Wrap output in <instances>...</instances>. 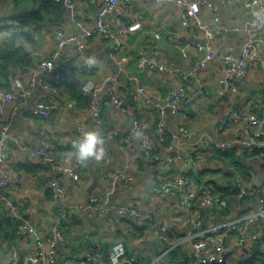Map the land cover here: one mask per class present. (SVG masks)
Masks as SVG:
<instances>
[{"label": "crops", "instance_id": "0c3cea01", "mask_svg": "<svg viewBox=\"0 0 264 264\" xmlns=\"http://www.w3.org/2000/svg\"><path fill=\"white\" fill-rule=\"evenodd\" d=\"M201 1L210 2L217 8V20L214 18L213 10L210 9L204 13L206 22L208 21L210 26L222 24L226 28L218 46V57L194 76L188 85L191 102L180 101L175 112L169 110L163 117L165 124L172 131L177 130L179 125H185L188 129V134L180 148L182 159L176 158L169 165L165 157L173 151L159 145L156 156L159 161L154 165L149 163L142 154L141 136L127 133V127L131 118H138L145 122L150 131H154L156 110L145 106L134 109L129 115L118 116L114 114L110 99L103 91L100 95V111L103 117L100 129L105 136L106 157L100 161L90 159L87 162H80L74 156L69 158V154L74 151L72 141L77 136L74 116L81 118L85 129L96 127L89 113L88 96L81 88L82 83L88 80L94 83L101 82L104 76L116 69L118 58L128 54L130 58L126 63V72L121 78L125 89L123 95L125 105L129 108L134 105L130 90L136 83L144 85L155 102H163L164 98L172 93L174 85L182 76L178 69L189 72L196 61L203 56L204 52L193 54L190 58L182 56L178 45L199 37L200 34L193 28L181 31L178 9L173 1L160 5L149 0H121L118 6L119 20L112 12L106 14V19L112 23L114 30L121 21L127 27L125 44L121 49L116 50L111 39L95 31L87 39L83 52L74 53L67 61L56 57L53 71L44 73L46 79H51L54 71H62L63 80L58 92L52 87L45 89L40 86L33 92L44 95L47 100H58V107L51 111L49 116L42 117L32 111L31 97L21 102L15 110L9 111L5 120L10 136L7 146L9 159L2 173L15 175L18 180L9 196L16 202L18 208H28L40 236L46 237L49 226L57 220H61L65 225L63 242L58 244V257L56 262L51 264H76L84 257V253L91 249L94 250L96 258L89 260L87 264H110L108 251L117 241L124 244L126 256L128 259H134L133 264H182L189 254L188 232L192 229L201 230L204 227L218 226L255 208V199L246 198L243 203H232L226 212L214 211L211 215L203 216L201 223L193 224L183 220L186 207L174 205L173 197L169 192L157 186L158 181L164 176L182 171L189 173L201 184H208L207 181L214 178L225 181L226 173L222 170L223 159L216 155L214 142L235 140L247 131V127L238 122L236 126L220 131L216 128L217 122L221 117L229 114L230 110L246 106L250 107L249 112L252 115L264 117V44L261 42L264 33L251 24L248 27L244 26V21L250 20V5H253L255 0ZM62 4L64 6L63 2ZM13 5V0H0V29L14 25L9 22L12 20L10 13L14 11ZM64 7L63 14L56 16L51 23L48 22L49 24L46 23L41 28L24 26L22 33L17 32L19 43H0V54L11 44L21 45L32 51L30 65L10 64L11 71L7 82L6 77L0 74V87L11 84V76L18 68L26 72L22 78L26 84L29 80L27 72L32 66H36L39 59L52 58L55 51H59L60 54L64 52V48L57 43L56 25L61 23L67 32L79 31V27L71 19L70 9ZM97 10L98 5L91 0H81L76 8V12L84 22L90 25L94 22ZM20 29L21 27L18 30ZM248 39L255 40L263 64L261 65L260 61L257 64L249 63L245 75L236 78L228 92L221 94L218 81L224 72L223 56L225 54L239 56L242 45ZM90 55H94L97 62L80 71L81 62ZM151 55H156L159 60L166 63L169 70L160 75L156 74L148 66V58ZM1 61L3 60L0 59V64ZM1 123L0 118V129ZM42 133L48 135L52 144V155L55 158L52 163L37 162L29 154V149L35 148L40 143ZM14 138H17L24 148H20ZM194 151L198 154L205 151L212 152L203 161L202 173H198L195 166L184 159L186 153ZM234 153L244 154L239 148ZM255 156H264V152H258ZM126 162L132 163L134 183L112 185L108 171ZM252 163L253 167L244 168L242 175L244 172H249L253 175L252 181L264 182V164L258 165L257 160H253ZM58 165L72 167L78 178H73ZM51 177L67 184L68 195L65 199H58L54 195L53 189L48 184ZM236 179L239 183L251 181L244 180L240 176H236ZM89 193H95L98 199H106L109 202L126 204L135 201L148 208V217H151V221L142 231L131 230L130 224L125 223L122 215L108 211L100 212L92 205L88 206ZM74 204H80L82 208L71 210L70 207ZM8 218L15 220L8 214L4 204L0 203V242L3 244L8 242L5 233L10 234V237L12 233V229L5 226ZM159 226L167 230L175 227L181 235L170 237V240L166 241L158 234ZM259 229L264 231V226H253L250 233L246 231L242 237L234 230L225 238L227 251L242 245L250 236L259 234ZM18 236L17 243L12 245L17 251V259L19 252L24 259L33 252L35 241L30 236ZM177 241L181 242L174 244ZM252 246H254L253 250L251 249L248 254L258 249L254 260L258 261V264H264V250L257 244ZM6 257L2 258L0 264H4Z\"/></svg>", "mask_w": 264, "mask_h": 264}, {"label": "built area", "instance_id": "2783aa9c", "mask_svg": "<svg viewBox=\"0 0 264 264\" xmlns=\"http://www.w3.org/2000/svg\"><path fill=\"white\" fill-rule=\"evenodd\" d=\"M81 0H63L64 5L70 9L71 19L79 27L77 32H67L61 23L55 27V34L57 43L60 47L64 48L63 53L55 51L52 58H42L37 61L35 67H32L29 72V80L26 84L22 78L26 72L20 68L11 76V84L7 87H0V118L2 119L0 131V173L5 167L9 159L7 146L9 141V134L7 132V124L5 120L9 115L11 109H16L18 105L31 97L33 100L32 111L42 117L50 115L51 111L58 107V100H47L42 94H34L33 92L37 87L49 88L52 87L54 91L58 92L62 83V73L54 71L51 79L44 77L45 72H52L54 69L55 58L67 61L74 53H81L87 45V39L90 38L95 31L100 33L105 38L111 39L115 49H121L125 44V36L127 27L124 22H120L116 30L112 28V23L106 19V14L112 12L118 20L120 19V11L118 9L121 0H91L98 5L97 13L94 17L92 25L86 24L81 16L76 12V8ZM130 1V0H125ZM154 4H164L169 1H174L179 17L182 30L193 28L199 37L184 41L178 48L181 50L182 56L190 58L193 54L204 52L203 56L199 58L193 68L189 72H183L178 69L182 74L179 81L174 85L172 93L164 98L163 102H155L149 94L146 87L140 83H136L132 90V98L134 105L129 108L125 105L124 101V84L122 82V75L126 72V63L130 55L125 54L118 58L116 61V69L104 76L101 82L94 83L90 80L81 84L82 90L88 96V109L92 116L93 122L96 127L100 128L103 124V117L100 111V95L103 92L107 94L110 99L111 107L114 114L121 116L124 114H131L134 109L142 107H152L157 112L158 121L154 128L155 136L161 142H168L166 147L173 152H169L165 161L171 165L174 160L182 159L181 146L184 143V138L188 134V129L185 125H179L177 130L170 132V137L167 140L166 124L163 120L167 111L175 112V109L180 101H188L192 99L188 93V85L204 67L211 64V61L218 57V46L221 44L224 35L225 26L222 24L210 26L209 22L204 19L206 10H213L214 18L217 20V8L210 2L201 0H149ZM16 28H20L18 22L9 20ZM244 26L248 27L250 20L244 21ZM264 33V28H260ZM264 44V38L261 39ZM224 59V72L219 78V92L225 94L228 92L230 86L236 78H241L246 73V68L249 63L257 64L259 61L263 64L261 57L258 55L256 42L254 39H248L242 45V51L239 56L234 54H225ZM148 66L156 72L162 74L169 70V66L159 60L156 55H151L148 58ZM84 67H90L84 61L81 62L80 71ZM42 74V76H41ZM250 107L235 108L230 110L229 114L221 117L216 124L217 130H225L228 127L236 126L239 122L242 126L247 127V131L240 134L238 138L230 141L214 142L213 148L217 152H221L219 157L226 151H243L248 157L255 156L258 150L264 146V117L252 115ZM74 121L78 137L83 130H85L84 122L79 116H74ZM141 130V150L145 157L153 159L155 141L148 133V127L144 121L131 118L127 127V133H136ZM14 141L19 144L20 148H24L17 138ZM30 156L37 162L52 163L55 161L52 155V144L46 133L40 135V143L35 148L29 149ZM212 154L211 151H205L198 154L195 151L186 153L184 159L195 166L198 173L204 172L203 161ZM226 158V157H223ZM60 169L68 172L73 178H78L76 172L70 166L58 165ZM109 181L112 185L123 183L133 184L135 181V174L132 170V163L126 162L124 165L115 169L109 170ZM15 175L2 173L0 177V203L6 207L8 214L18 221L15 226V232L20 236H30L34 239V250L29 255L25 256L21 264H48L55 263L58 257V244L63 240V227L61 220H57L48 228L46 240L43 241L38 230L36 229L35 222L32 219L28 208L20 209L16 202H14L9 193L17 183ZM48 184L54 191V195L58 199H65L68 195V186L66 183L60 181L58 178L51 177ZM159 189L168 191L173 197L174 205L186 207L184 221L192 222L193 224L201 223L203 216L211 215L214 211L224 212L226 208L232 204V200L222 196L216 190L206 184L198 183L194 178L186 172H176L164 176L157 183ZM236 199L233 203L241 200L244 196L248 195L255 199V208L249 209L244 215L238 216L233 220L223 222L218 226L204 227L201 230H191L188 232V245L189 254L182 264H197L199 262H209L212 260L221 261L224 253L227 251L225 245V238L235 230L240 237L244 232L249 231L253 226H264V182L260 181L257 184L251 182H242L237 185ZM92 205L97 211H108L118 215H129L135 217L137 220H143L148 217L149 210L147 207L138 204L135 201L130 203L109 202L108 200H101L97 198L95 193H89L88 206ZM72 208V209H71ZM80 204H74L70 207L71 210L81 209ZM249 227V228H248ZM167 229L162 226L158 227V234L166 241L170 237L164 233ZM259 234L250 236L248 240L244 241L242 245L232 248V255L238 258L246 256L249 253L254 241L257 245L264 250V231L259 229ZM242 239V238H239ZM46 242L48 249H46ZM181 241H177V244ZM0 251L7 252V259L4 264H14L17 259V251L15 246L11 245L10 248L5 244L0 243ZM16 251V252H15ZM110 264H133L134 259L126 256L125 246L121 241H117L108 251ZM226 259L228 263L229 257ZM96 258L93 249L87 250L84 257L76 264H87L89 260Z\"/></svg>", "mask_w": 264, "mask_h": 264}, {"label": "trees", "instance_id": "16d2710c", "mask_svg": "<svg viewBox=\"0 0 264 264\" xmlns=\"http://www.w3.org/2000/svg\"><path fill=\"white\" fill-rule=\"evenodd\" d=\"M13 1H14L13 10H18L20 8L28 7L30 4H37L39 0H25V1L24 0H13ZM23 4L26 6H23ZM64 6L59 0H46L40 11L22 13L20 15L11 17L10 19L19 23L21 29L18 31H19V33H22L23 32L22 29L24 26H30L31 25V26L36 27V28H41L46 23H48V22L51 23L56 16H59V15L64 13V10H65ZM58 22H60V21H58ZM31 52L32 51L30 49H27L21 45H15V44H11L8 47V49L2 50V53L0 54V59H2L3 61H1V64H0V74L4 75L6 77V82L8 81V76H9V73L11 71L10 64L11 63H14V64L20 63L23 66L30 65L31 60H32ZM23 66H21V67H23ZM23 68H25V67H23ZM8 84L9 83H7V85ZM157 121H158V118L155 119V124L153 125V129L155 128ZM171 131L172 130L169 129L167 124H166L167 140L170 137ZM148 133L156 143L155 149H154L155 157L153 159H150L148 157H145L144 155L143 156L146 158V160L149 163H152L154 165L159 161V158L156 159V156L158 154V148L160 147L159 145L166 146L168 142L164 143V142L159 141L158 138H156V136H155V132L150 131L149 128H148ZM234 152H236V151H226L222 154L223 155L222 156V159H223L222 160V165H223L222 170L226 173L225 174V177H226L225 181H219L217 178H214V179L208 180L207 181L208 184H206V185H210L209 183H211L210 186H212L216 190V192L220 193L224 197H226L227 195H231L233 201H235V199H236L235 197L237 195L236 194L237 185H239V182L236 179V176H240L244 180H247V181L251 180V177L253 175H251L249 172L248 173L244 172V174L242 175V171H244V168L245 169L252 168L253 167V163H252L253 160H257L258 165L263 166V164H264V156L248 157L246 154H242L243 155V157H242V155H238V154L236 155ZM258 152H260V153L264 152V146H262L258 150ZM220 153L221 152H217L216 155L219 157L218 154H220ZM223 157H226V158H223ZM231 175H233V176L230 178ZM195 179H196V177H195ZM252 182H253L252 184L258 183L256 181H252ZM246 198H251V197L246 195L241 200H239L237 202V204L239 202L240 203L245 202ZM227 210H228V208H226L224 212H226ZM123 217H124L125 223L130 224L129 227L131 228V230L135 229V230L142 231L144 229V227L149 223V221H151L150 220L151 217H147L143 220H137L136 218L129 216V215H125ZM17 224H18V221L17 220L13 221L11 218H8L7 222L5 224V226L12 229L11 237H10V234L5 233L6 237H8V240H7L8 242L4 243V244L8 248H10V246L12 244L17 243V240L19 237L15 232V226ZM61 225L63 227V233H64L65 225L63 224V222H61ZM174 228L166 230L164 233H166L168 235V237H179L181 235V233H179L176 230L177 228H175V229ZM254 244L256 245L257 242L254 241L253 245ZM253 247L254 246H252L251 249ZM250 250H249V252H250ZM186 258H185V260H186ZM258 263H259L258 261L254 260L250 264H258Z\"/></svg>", "mask_w": 264, "mask_h": 264}, {"label": "clouds", "instance_id": "9594fccd", "mask_svg": "<svg viewBox=\"0 0 264 264\" xmlns=\"http://www.w3.org/2000/svg\"><path fill=\"white\" fill-rule=\"evenodd\" d=\"M250 23L254 28H264V0H255L250 5ZM18 29L14 25L0 29V43L17 42ZM85 62L89 65L95 64L97 58L94 55L86 56ZM135 135L140 137L141 130H137ZM74 151L69 154V158L74 156L80 162H87L90 159L97 161L103 160L107 154L105 136L98 127H90L82 131V133L72 141Z\"/></svg>", "mask_w": 264, "mask_h": 264}, {"label": "water", "instance_id": "95a60500", "mask_svg": "<svg viewBox=\"0 0 264 264\" xmlns=\"http://www.w3.org/2000/svg\"><path fill=\"white\" fill-rule=\"evenodd\" d=\"M46 0H39L37 4H32L28 7H24V8H20L18 10H14L10 13V17H14L17 15H20L22 13H28V12H35V11H40L43 4L45 3ZM61 3L63 2V0H59ZM174 2V1H173ZM42 240L45 241L46 237L44 235L41 236ZM46 249H48V243L46 242ZM258 250V249H257ZM254 250L253 252H251L250 254L243 256V257H239L236 264H250L254 259H255V255H256V251ZM8 253L7 252H2L0 253V262L2 261V258L5 257ZM232 254L231 250H228L224 253L223 255V259L221 261H217V260H212L209 262H199L197 264H226V259L228 258V256H230ZM18 259L16 264H21L22 260H23V255L22 253H18Z\"/></svg>", "mask_w": 264, "mask_h": 264}, {"label": "rangeland", "instance_id": "374dc122", "mask_svg": "<svg viewBox=\"0 0 264 264\" xmlns=\"http://www.w3.org/2000/svg\"><path fill=\"white\" fill-rule=\"evenodd\" d=\"M108 174H109V171H108ZM220 176V175H219ZM246 183H248V182H246ZM227 198H229L230 200H232V196L231 195H227L226 196ZM101 200H106V199H101ZM232 203H233V200H232ZM236 204V203H235ZM249 228V227H248ZM238 257L236 256V255H232V256H230L229 257V260H228V263H230V264H236V262H237V259Z\"/></svg>", "mask_w": 264, "mask_h": 264}]
</instances>
